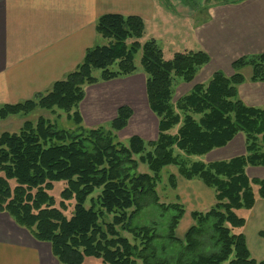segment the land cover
Returning a JSON list of instances; mask_svg holds the SVG:
<instances>
[{
  "label": "trees",
  "instance_id": "1",
  "mask_svg": "<svg viewBox=\"0 0 264 264\" xmlns=\"http://www.w3.org/2000/svg\"><path fill=\"white\" fill-rule=\"evenodd\" d=\"M96 31L111 42L89 49L66 79L34 100L0 107V121L57 108L77 125L75 131L58 130L40 117L25 122L19 133L0 135V213H8L36 240L50 244L58 264H85L86 258L102 259L103 264H264L252 258L243 234L247 220L239 215L264 200V180L246 173L248 166L264 167V108L249 107L238 97V86L246 81L242 69L252 67L250 80L264 82V54L238 59L233 76L216 72L208 85H195L173 103V82L192 83L211 61L205 51L176 53L166 60L156 40L140 42L146 27L137 16L104 15ZM140 51L148 105L159 121L157 139L146 142L135 135L127 144L118 140L114 133L123 131L133 116L129 106L118 109L111 130L84 128L79 107L85 86L135 74ZM97 70L100 78L94 76ZM242 133L245 156L206 165L187 164L180 155L210 154ZM139 163L147 165L149 173L138 172ZM167 167L178 168L187 181L201 180L216 197L209 211L191 213L192 225L181 238L178 229L186 210L181 203H161L157 190ZM169 180L176 189V177L171 174ZM60 182L67 186L57 207L50 193ZM98 189L101 193L95 197ZM72 200L73 214L67 217V202ZM152 206L172 212L165 232L158 223L133 225Z\"/></svg>",
  "mask_w": 264,
  "mask_h": 264
},
{
  "label": "crops",
  "instance_id": "2",
  "mask_svg": "<svg viewBox=\"0 0 264 264\" xmlns=\"http://www.w3.org/2000/svg\"><path fill=\"white\" fill-rule=\"evenodd\" d=\"M183 8L186 12L180 10ZM183 8L167 10L162 0H0V106L34 100L48 93L56 82L66 79L84 61L89 49L103 45L96 24L108 14L143 19L146 31L142 44L160 39L158 28L173 25L169 30L182 32L183 23L192 21L189 31L194 39L185 37V46L196 45L211 58L192 84H206L216 72L231 77L235 61L264 54V0L207 4L205 18L199 14L197 21L191 6ZM248 69L241 70L246 81L238 86V97L249 107L264 108V84L251 82L245 76L251 71ZM84 90L85 98L79 107L83 125L111 122L120 106L132 108L133 103H143L145 97L147 100L146 75L138 74V69L131 76L98 82L85 86ZM85 103L96 104L91 108ZM103 103L127 104L119 105L110 113V120L102 121L107 115ZM92 114L96 118H91ZM3 122L2 128L8 126ZM233 144L219 150L224 152ZM176 192L186 210L183 218L186 224L179 229L188 230L192 225V212H206L216 205L215 192L201 180L181 178ZM251 211L252 222H247L243 231L254 256L261 251L258 240L264 228V200H258ZM0 264L58 262L50 244L36 240L8 213H0Z\"/></svg>",
  "mask_w": 264,
  "mask_h": 264
},
{
  "label": "rangeland",
  "instance_id": "3",
  "mask_svg": "<svg viewBox=\"0 0 264 264\" xmlns=\"http://www.w3.org/2000/svg\"><path fill=\"white\" fill-rule=\"evenodd\" d=\"M162 3L166 6L167 10H171V9L174 10V8H180V7L183 8V6H186V5L191 6L194 14L196 13V21L198 20L199 17H201L199 14H203V17L205 18L204 14H205V11L207 9V4L212 5L211 3H208L207 0H162ZM180 10H182L183 12L184 11L186 12V10L184 8L180 9ZM200 11H202V12H200ZM185 22L183 23L182 32L181 31L174 32V29H172V31L169 30L171 28H174L173 25L171 27L158 28L160 30L157 29V32H158L157 36H161V37L158 40L156 39V41L158 42L159 46L163 50L164 57L166 60H171V58H173V56L176 53H186V52H190L191 50H193V52H197L200 50V48L196 47V45H192L189 47L185 46V42H184L185 37L188 36L186 39H194L193 32L191 33L189 31V28L192 27L193 22L192 21H185ZM100 39L102 40V44L104 46L108 45L111 42V40L105 39L103 37ZM142 54H143L142 51L138 52L136 55V58H135V64H136V67L138 68V74H141L143 72L142 66H141ZM249 68L250 69H248V71L251 70L252 72L251 71L248 72L245 76L248 79L249 78L251 79L250 76H252L251 73H253V70H252V67H249ZM100 75H101L100 70H97L94 72V76L96 78H100ZM197 75H196V77H197ZM196 77H195V79H196ZM210 80L206 84H194V83L192 84L191 83L192 85H190V83H185L179 79L178 80L175 79V81L173 82V85H174L173 103H177L184 96L188 95L192 91V89L195 85H205L206 86V85H208ZM251 82H253V81H251ZM255 83H263L264 84V82H255ZM182 84H185V85H182ZM144 95H145V92H144ZM144 95H142V97ZM144 100L145 101H143V103H142V101H137L135 104L134 103L132 104L133 105V107H132L133 108V110H132L133 116L129 120L128 126L123 131L114 133L117 136L118 140L121 141L122 143L127 144L129 138H131L132 136H135V135L141 137L146 142L155 141L157 139V137H158V119L150 110L148 102L146 100V97L144 98ZM19 104H21V103H19ZM95 104L96 103H85V106L90 107L91 105L94 106ZM122 104H127V103H103L105 109L107 106V110H106L107 115L105 116V118L102 121L110 120L112 118V115L110 113H114L115 109L119 105H122ZM15 105H17V104H15ZM93 106H91V108H93ZM124 106H126V105H124ZM0 107H3V106H0ZM120 107H122V106H120ZM117 113H118V111H117ZM40 117H43L45 119L50 120L54 125H56V128L58 130L75 131L77 129V125L73 122V120L68 118V113L66 111L60 110L57 108L55 109V112L37 109L35 112H32L26 116L25 115L11 116L5 120L0 121V123H2L4 121L3 123L8 125L5 128H2L0 126V135H2L3 133H19L22 130V128L24 127L25 122L29 121V122L34 123V122H37V120ZM90 117L96 118V117H94V114H92ZM8 119H10V120H8ZM111 122H108V123L102 122L101 125L97 124V125H93V126L89 125L88 123L85 122V124L83 126L86 127L87 129H89V128L90 129L104 128L106 130H111ZM179 127L180 126L176 127L174 130H172L171 134H176ZM233 143H234L233 147L231 146L232 147L231 149L227 148V150H224V152H221V150L218 149V150H214L215 152H211L210 154H207L204 156L190 157L184 153L180 154V152L176 151V155L180 154L181 157L183 159H185V161L188 162L187 164H192V163L196 162V163H202V164L208 165V164L215 163V162L229 161L233 158L245 156L247 154L245 134H243V133L239 134V136L237 138H235ZM149 150H151V149H148V151ZM138 159H139V157H137V160ZM138 172L149 173V169H148L147 165H143V164L139 163ZM246 173L251 179L264 180V167L248 166L246 168ZM171 174H173L176 177L177 183H178V181L181 180V177L179 176V173H178V168H176V167L164 168V170L162 172V178L158 184L157 190H158V194H159L161 203H163L165 205L181 203L179 200H177L176 189L171 187L170 180H169V177ZM196 180L198 181L199 179L196 178ZM66 186H67V184L65 182L55 183L54 190L50 193V195H52L55 198L57 207H59L60 202L62 201L61 193L66 188ZM99 193H101V189H98L96 191L95 197ZM67 205H68V210L65 211V214L67 215V217H71L73 214V209H74V205H75L74 200L67 202ZM86 207H90V201H88L86 203ZM252 214H253V211H241L239 213L240 217L246 218L247 222H249V223L252 222V217H251ZM171 217H172V212H164L161 209L152 206V207L145 209L134 220L133 225L142 227V226H150L154 223H158L159 229H161L165 232L167 230L168 222H169ZM106 220L111 221L112 216H108V218ZM183 221H185V219H183L180 223V225L182 224V226H184L186 224V223L184 224ZM179 228H180V226H179ZM184 230L187 231V229H184V228L178 229V232H179L178 234H179L180 238L185 234L186 231H184ZM261 233H264V228H262V230L259 232L260 238H259L258 242H260L259 245L261 247V251L254 253V256L251 254L252 258H254L258 261L264 260V245H262V244H264V237L261 236ZM243 234H245L244 231H243ZM122 235L127 237L131 242H133V243L135 242L132 235H130L129 233H122ZM248 248H249V246H248ZM250 253H251V251H250ZM255 256L257 258H260V259H257ZM85 264H103V260L99 259V258H86ZM137 264H142V263L138 261Z\"/></svg>",
  "mask_w": 264,
  "mask_h": 264
},
{
  "label": "water",
  "instance_id": "4",
  "mask_svg": "<svg viewBox=\"0 0 264 264\" xmlns=\"http://www.w3.org/2000/svg\"><path fill=\"white\" fill-rule=\"evenodd\" d=\"M214 3H216V2H212L211 4H214Z\"/></svg>",
  "mask_w": 264,
  "mask_h": 264
},
{
  "label": "flooded vegetation",
  "instance_id": "5",
  "mask_svg": "<svg viewBox=\"0 0 264 264\" xmlns=\"http://www.w3.org/2000/svg\"><path fill=\"white\" fill-rule=\"evenodd\" d=\"M207 1H210V0H207ZM211 1H213V0H211Z\"/></svg>",
  "mask_w": 264,
  "mask_h": 264
}]
</instances>
